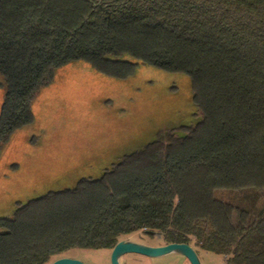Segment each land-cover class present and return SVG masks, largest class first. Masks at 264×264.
Returning <instances> with one entry per match:
<instances>
[{
	"label": "trees",
	"instance_id": "obj_1",
	"mask_svg": "<svg viewBox=\"0 0 264 264\" xmlns=\"http://www.w3.org/2000/svg\"><path fill=\"white\" fill-rule=\"evenodd\" d=\"M79 61L116 80L140 64L183 73L201 118L97 179L16 202L0 217V264L112 251L141 232L264 264V0H0V157L56 71Z\"/></svg>",
	"mask_w": 264,
	"mask_h": 264
},
{
	"label": "rangeland",
	"instance_id": "obj_2",
	"mask_svg": "<svg viewBox=\"0 0 264 264\" xmlns=\"http://www.w3.org/2000/svg\"><path fill=\"white\" fill-rule=\"evenodd\" d=\"M136 75L116 80L84 61L59 69L50 86L33 102L34 123L14 133L0 157V217H11L16 202L97 179L125 154L200 120L189 76L140 64ZM0 75V112L5 99ZM161 245L145 233L124 240ZM165 245V244H164ZM112 251L72 250L70 258L86 264H111ZM202 264H226L222 256L199 253ZM171 253L156 259L127 255L121 264H187Z\"/></svg>",
	"mask_w": 264,
	"mask_h": 264
},
{
	"label": "water",
	"instance_id": "obj_3",
	"mask_svg": "<svg viewBox=\"0 0 264 264\" xmlns=\"http://www.w3.org/2000/svg\"><path fill=\"white\" fill-rule=\"evenodd\" d=\"M171 253L186 257L190 264H202L201 258L195 249L189 244H170L150 246L147 244H139L132 240H122L116 244L111 253V264H121V259L128 254L144 256L156 259L170 255ZM52 264H86L80 260L69 258H58Z\"/></svg>",
	"mask_w": 264,
	"mask_h": 264
},
{
	"label": "crops",
	"instance_id": "obj_4",
	"mask_svg": "<svg viewBox=\"0 0 264 264\" xmlns=\"http://www.w3.org/2000/svg\"><path fill=\"white\" fill-rule=\"evenodd\" d=\"M161 245H164V244H161ZM199 253H202V251H198V255H199ZM206 253V252H205ZM128 255H133V254H128ZM136 256H138V255H136ZM139 257H141V256H139ZM187 259V258H186ZM187 261V264H190L189 263V261H188V259L186 260Z\"/></svg>",
	"mask_w": 264,
	"mask_h": 264
},
{
	"label": "flooded vegetation",
	"instance_id": "obj_5",
	"mask_svg": "<svg viewBox=\"0 0 264 264\" xmlns=\"http://www.w3.org/2000/svg\"><path fill=\"white\" fill-rule=\"evenodd\" d=\"M146 235L150 236L149 234H146ZM155 236H156V235H155ZM155 236H154V237H155ZM127 240H128V239H127ZM132 241H133V240H132ZM137 243H138V242H137ZM147 245H148V244H147ZM150 246H152V245H150ZM62 257H64V258H69V259H71V258H72V257L70 258V257H69V256H67V255H65V256H62ZM62 257H61V258H62ZM73 259H74V258H73Z\"/></svg>",
	"mask_w": 264,
	"mask_h": 264
}]
</instances>
